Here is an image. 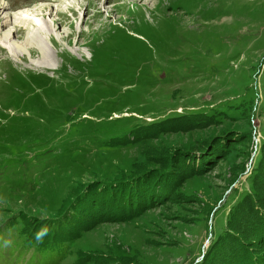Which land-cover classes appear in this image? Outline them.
Returning <instances> with one entry per match:
<instances>
[{"label":"rangeland","instance_id":"rangeland-1","mask_svg":"<svg viewBox=\"0 0 264 264\" xmlns=\"http://www.w3.org/2000/svg\"><path fill=\"white\" fill-rule=\"evenodd\" d=\"M59 1L0 0V264H44L32 244L64 203L175 153L180 195L148 200L129 221L132 190L94 202L109 209L61 264L200 263L225 228L235 201L218 211L225 197L249 191L264 155V0H73L75 15L58 12ZM41 4L54 22L46 51L10 52L15 15ZM177 115L195 119L136 142L139 126ZM251 225L254 240L231 242L216 264L253 259L264 234Z\"/></svg>","mask_w":264,"mask_h":264},{"label":"trees","instance_id":"trees-1","mask_svg":"<svg viewBox=\"0 0 264 264\" xmlns=\"http://www.w3.org/2000/svg\"><path fill=\"white\" fill-rule=\"evenodd\" d=\"M243 103L244 102H242L241 105L245 108L246 104ZM170 118L171 119L165 121L139 126L136 131V142L143 139L142 137H147L149 133L152 134L163 129L169 123H174L181 127L190 126L188 121H184V119L193 121L195 116L177 115ZM230 133L231 132L228 131L224 135L229 136ZM175 154L172 155L169 161L163 164V166L153 168L144 165L139 168L140 170L126 173V177L123 178L124 180L115 183L102 182L101 180L93 181V183L89 184V189L85 188L78 198L74 196L70 202L64 203V207L59 211L58 216L56 215L52 219L45 220V229H47L46 234L39 239V241L35 239L32 244L36 253L43 256L44 264H61L65 261L72 251L71 243L77 241L82 236L83 232L88 231V227L95 224L97 219L95 213L105 208L109 209L106 204H94V202H99L100 199L106 200V198L113 197L115 194L124 196L132 190L129 193V198L131 200L133 198V200L135 199V201H137V208L136 210L129 208L123 212L124 219L129 221L136 218L137 215L147 209L145 205L148 200L154 199L156 202L168 200L169 192H171L174 198L180 195V186L183 184L181 181H183L185 177L180 174L178 179H176L179 169L176 164H183V159H180L177 153ZM203 154L207 155L209 152L206 153L205 151L199 155L203 157ZM188 156L189 155L186 157ZM198 165L199 160L196 165L193 164L192 166L198 167ZM195 167L190 168L193 171H198L199 168L195 169ZM263 170L264 155L262 153L255 166L253 175L250 177L251 182L249 191L238 198L237 190L232 189L228 196L225 197V203L218 211L226 204L232 203L235 199L228 212L225 228L220 233L212 232L213 237L211 238L210 245L205 254H203V260L198 264H216L227 245L231 244V242L236 243V247L233 246L235 250L239 247V243L245 245L244 242H246L248 237L252 238V220H255L261 225L264 234V190H262L261 185ZM102 183L105 185H101ZM137 192L139 193L137 194ZM93 204L94 206L91 208ZM129 205H131V201H129ZM214 208L215 207L211 206L208 216H210ZM259 234L262 236L261 232H259ZM250 246V249H253L250 252L253 253V259L247 257L249 255H242L243 259L240 263L242 262V264H245L248 258V264H264V240L257 243L254 242L252 245L250 244ZM14 253L16 252L11 251V254ZM252 260L254 261L252 262Z\"/></svg>","mask_w":264,"mask_h":264},{"label":"bare ground","instance_id":"bare-ground-1","mask_svg":"<svg viewBox=\"0 0 264 264\" xmlns=\"http://www.w3.org/2000/svg\"><path fill=\"white\" fill-rule=\"evenodd\" d=\"M56 6L58 12L62 11L64 13L71 12V14L75 15L77 12H75V7H77L80 4H75L73 0H60ZM47 4V3H46ZM46 4L36 5L33 10H25L23 12L17 13L15 15V29L16 31L13 33V35H4V43H11V46L9 47L10 52L19 54L22 56L26 53V51L29 52V54L32 55V52L40 51L41 53L45 52V44H44V38L52 40V34L51 30H49V27H54V22L51 17L47 18V15H51V10L49 9V6ZM158 6V3L150 7L151 10H156ZM77 9V8H76ZM77 11V10H76ZM145 13L147 11L145 10ZM58 14V13H57ZM150 14V13H149ZM72 15V16H73ZM146 15V14H145ZM144 13L140 14L137 12L138 18H146ZM47 18V19H46ZM4 22L0 16V23ZM2 27H5V24H2ZM24 29H26V33L24 32ZM0 33H2L0 31ZM27 36L26 45H20L16 42H12L13 40H19L22 38V36ZM34 40V43H33ZM25 47H29V49L26 50ZM43 51V52H42ZM65 52H62L61 54H64ZM51 56V55H50ZM67 56V53L66 55ZM52 58V57H51ZM74 58H77L74 56ZM49 60V59H48ZM74 61V60H73ZM79 61H74V63H78ZM84 62L80 66L83 65ZM42 64V65H40ZM40 64H35L36 69H42L44 66V62ZM75 64V65H76ZM160 66V65H159ZM214 71V70H213ZM16 80V78H14ZM137 116V115H136ZM11 126V125H9ZM210 243V242H209Z\"/></svg>","mask_w":264,"mask_h":264},{"label":"clouds","instance_id":"clouds-1","mask_svg":"<svg viewBox=\"0 0 264 264\" xmlns=\"http://www.w3.org/2000/svg\"><path fill=\"white\" fill-rule=\"evenodd\" d=\"M47 229H41L37 232V239H41L46 234Z\"/></svg>","mask_w":264,"mask_h":264}]
</instances>
